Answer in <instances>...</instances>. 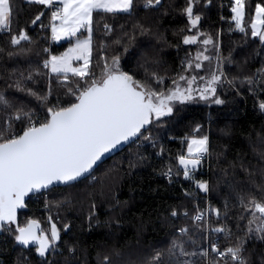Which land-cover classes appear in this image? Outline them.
Listing matches in <instances>:
<instances>
[{"label": "trees", "instance_id": "trees-1", "mask_svg": "<svg viewBox=\"0 0 264 264\" xmlns=\"http://www.w3.org/2000/svg\"><path fill=\"white\" fill-rule=\"evenodd\" d=\"M244 2L243 32L232 19L234 0H196L193 11L201 20L195 28L183 12L187 0H161L151 8H145L143 0H134L130 12H93L90 71L94 78L101 75L105 61L111 64L112 57L119 56L121 70L157 91L174 87L173 80L188 70L195 75L215 72L220 76L215 97L202 100L195 95L192 100L172 101L171 114L152 119L90 175L49 188L48 198L28 196L16 223L23 226L35 219L46 232L55 223L60 239L55 249L41 257L34 245H19L5 228L0 231V264H104L105 255L113 264H144L156 252L163 254L159 264H178L168 252L174 240L183 242L188 252L199 253L207 250L208 235L218 237L223 251L242 243L247 264H264V240L248 233L252 217L240 203L241 197L245 202L252 197L264 202V193L257 187L264 185V110L259 107L264 102V41L251 36L255 5H264V0ZM12 4L10 30L0 31V92L15 108L40 112L44 120L47 108L73 101L68 89L84 81L71 76L72 81L61 83L62 75L43 66L51 54L65 51L72 43V39L50 40L52 6L28 0H12ZM41 12L40 20L31 23ZM20 30L28 39L13 45L11 36ZM197 32V43H184L185 36ZM205 38L212 40L210 60L203 62V68H188ZM152 73L163 77V82L157 84ZM21 75L26 88L47 99L42 102L10 87ZM217 97L224 103L215 104ZM6 115L0 110V128ZM25 122L13 121L11 132H21ZM198 125L195 136L208 137L209 161L204 173L197 174L207 181V192L185 178L178 162L179 156L188 155L186 141ZM169 168L175 175L166 178L163 172ZM198 209H209L201 221L193 219ZM223 224L227 232L214 231ZM181 228L187 232L181 234ZM180 259L206 264L200 255Z\"/></svg>", "mask_w": 264, "mask_h": 264}, {"label": "snow or ice", "instance_id": "snow-or-ice-1", "mask_svg": "<svg viewBox=\"0 0 264 264\" xmlns=\"http://www.w3.org/2000/svg\"><path fill=\"white\" fill-rule=\"evenodd\" d=\"M30 3L44 5L45 7L57 6L51 12V31L53 39L60 40L64 37H74L82 29L86 28L88 36L85 39H77L76 44L69 48L61 56H51L44 61V67L50 68L51 73L63 75L68 80V73L79 77L84 81L83 85H77L74 89L69 88L68 94L74 97L67 106L49 107L46 109L45 119H34L35 113L25 111L23 107L15 108L2 92H0V110L7 115L3 121L4 127L0 128V231L7 228L14 233V240L22 246L34 245L36 253L44 257L49 249L55 247L60 239V232L55 223H51L50 233L41 228L40 222L28 219L21 226L16 223L17 210L25 207V197L29 193L48 190L55 184L70 185L93 170L105 153L115 149L122 142L129 141L141 133L145 125L151 123L152 117L172 113V101H186L193 99L192 88L197 77L190 79L181 75L179 80L185 81L186 88H181L178 81L173 80L174 87L157 91L150 84L136 79L133 75L120 69L119 56L112 57L111 64L105 61L103 71L99 78H94L90 71L91 57V24L94 11L107 13L130 12L134 6V0H28ZM196 0H187V6L183 12L187 15L192 28H195L201 20V16L194 14ZM161 0H143L145 8L159 5ZM235 15L232 17L236 27L243 32L245 17L244 0H234L231 9ZM13 15L12 0H0V31H9ZM43 15L41 12L31 23L35 24ZM59 21V23H56ZM106 28L109 26L105 25ZM203 35V34H201ZM251 36L259 37L264 41V5H255V18L251 21ZM28 39L24 30L18 35L11 36L13 45L20 44L21 40ZM198 36H185V44L197 43ZM204 45L212 43L211 38L202 41ZM75 54V55H74ZM210 60L203 52L197 53L195 59L199 61ZM82 60L79 67H73L72 60ZM193 67L191 61L188 68ZM194 67L199 69L202 64L197 62ZM261 71V70H258ZM31 75L27 79H31ZM157 84L163 82V77L151 74ZM24 77L17 80L14 85L19 92L37 96V93L24 85ZM203 80V77H200ZM220 80L215 72L207 81L206 86L199 89L202 100L215 97L214 85ZM249 83L252 80L249 78ZM42 102L47 97H39ZM215 104H222L220 98L213 100ZM264 110V102L259 104ZM27 121V125L19 133H12L13 121ZM195 131H199V125ZM188 155L178 157L179 164L183 166L185 178L192 179V171L201 163V157L208 152V137L192 136L187 139ZM264 158V157H262ZM191 166V167H190ZM171 171V170H169ZM197 186L207 192V181H196ZM264 193V185H258ZM60 202H58L59 204ZM240 203L251 214L248 221V233L256 234L258 239L264 240V202L257 201L252 197L245 202L243 197ZM48 206L47 204L45 205ZM172 216L177 212L173 211ZM217 215L219 211L217 210ZM203 214L195 216L200 221ZM51 221V216H49ZM15 225V228H12ZM67 229V225L64 226ZM181 234L187 229L181 228ZM223 232L225 229H214ZM211 251L225 261L230 260L234 264H247L242 255L243 244L238 243L234 247H228L224 251L219 250L217 245H211ZM171 256L176 257L178 264H192L191 261L182 260V257L200 255L208 258V250L188 252L183 242L174 240L168 249ZM118 255V254H117ZM161 252H156L144 264H159ZM104 264H113L111 257H103ZM209 264H220V260L212 259Z\"/></svg>", "mask_w": 264, "mask_h": 264}, {"label": "rangeland", "instance_id": "rangeland-1", "mask_svg": "<svg viewBox=\"0 0 264 264\" xmlns=\"http://www.w3.org/2000/svg\"><path fill=\"white\" fill-rule=\"evenodd\" d=\"M235 15V14H234ZM255 18V12H254V15H253V19ZM252 19V20H253ZM53 23V21L51 20V13H50V22H49V27H50V40L52 41V42H55V43H59V42H62V41H64V40H67V39H72V43H71V45L65 50V51H63V52H61V53H59V54H51L50 56H49V58L47 59V60H49L50 58H51V56H53V55H55V56H61L63 53H65L69 48H71V47H73L75 44H76V42H77V39H85V38H87V36H88V31H87V29L86 28H82L78 33H77V35L76 36H74V37H64V38H61L60 40H56V39H53V36H52V31H51V24ZM56 23H59V21H56ZM193 35H197L198 36V39L197 40H199V32H197V33H195V34H193ZM189 36H192V35H189ZM205 39H208V38H205ZM204 40V39H203ZM202 40V41H203ZM201 42V41H200ZM209 45L210 44H208V45H204L203 43H202V47L201 48H199L195 53H194V58H193V60L191 61L192 63H193V65H195V63H197V62H199V63H201L202 64V68H203V62L205 61V60H203V58L201 57V59L199 60V61H197L196 59H195V57H196V55H197V53H200V52H203V54L204 55H207V56H209L210 57V54L208 53V47H209ZM75 55V54H74ZM83 63V61L82 60H76L75 58L72 60V65H73V67H79L81 64ZM49 69V73H51V71H50V68H48ZM200 69V68H199ZM191 72V70H188V73H185V74H182L183 76H185L186 78H191L192 76H196L197 77V80H196V82L195 83H193V85H192V88L193 89H196V91H193V93H192V95H193V97L195 96V95H197V96H199V89H201V88H203V87H205L206 86V83H207V81L211 78V73L209 74V73H203V74H201V75H195V74H192V73H190ZM53 74H56V73H53ZM62 75V74H61ZM217 75V74H216ZM71 76H72V74L71 73H68V80L67 81H65L64 80V77H63V75L59 78V81L61 82V83H68V82H70V81H72L71 80ZM101 76V75H100ZM99 76V77H100ZM98 77V78H99ZM200 77H203L204 79L203 80H201L200 79ZM80 79V78H79ZM178 83H179V85H180V87L183 89V88H186L187 87V84H186V82L185 81H182V80H179L178 79ZM78 85V83H76V85H74L72 88L74 89L76 86ZM214 87L216 88V84L214 85ZM59 106H62V102H58L57 103V105L55 106V107H59ZM171 106H172V104H171ZM35 113V115H34V119H36V118H38V119H40L41 121L43 120V114L42 113H40V112H34ZM152 119H156V117L155 116H153L152 117ZM26 124H27V121L25 122ZM145 126H147V125H145ZM145 126H144V128H145ZM144 128H142L141 129V131L144 129ZM199 138V137H198ZM200 189V188H199ZM44 197V198H48L49 197V192H47L46 191V194H44V195H39V197ZM47 232H49L50 233V229L47 231ZM56 247H54L53 249H55Z\"/></svg>", "mask_w": 264, "mask_h": 264}, {"label": "built area", "instance_id": "built-area-1", "mask_svg": "<svg viewBox=\"0 0 264 264\" xmlns=\"http://www.w3.org/2000/svg\"><path fill=\"white\" fill-rule=\"evenodd\" d=\"M56 9V7H54V6H52V11H54ZM51 11V12H52ZM193 135H196V131H193ZM209 156H210V153H209V150H208V152L207 153H205V154H203V156L201 157V163L192 171V179H189V180H191L193 183H194V186L196 187V188H199L198 186H197V184H196V181H202L201 179H198L197 178V174L198 173H204V171L206 170L205 169V167H206V164H208V161H209ZM180 166V165H179ZM191 167V166H190ZM180 168H182L183 169V167H181L180 166ZM169 170H171V171H169ZM163 174H164V176L166 177V178H171V177H173L174 175H175V172H174V170L173 169H171V168H169V169H166L164 172H163ZM44 194H46V191H41V192H38V193H36V194H34L36 197H39V195H44ZM47 203H45V205H46ZM209 213V209H198L195 213H194V215H193V219L195 218V216L196 215H198V214H203V218L205 217V215L206 214H208ZM215 215H217V209H215ZM217 216H220V213H219V215H217ZM202 218V219H203ZM195 220V219H194ZM196 221V220H195ZM201 221V220H200ZM221 228H223V229H225V231H223V232H227V230H228V227L225 225V224H223L222 225V227ZM212 244H215V245H217V247L219 248V246H218V237L217 236H212V237H210L209 235H208V240H207V250H208V253H209V256H208V258L206 259V264H209V261L210 260H212L213 258H212V255H216V253H214V252H212L211 251V245ZM219 250H221L220 248H219ZM221 251H223V250H221ZM216 257H218L217 255H216ZM217 260H220L219 259V257L217 258ZM220 264H225V261H221L220 260ZM227 264H234V262H232V261H228L227 262Z\"/></svg>", "mask_w": 264, "mask_h": 264}, {"label": "water", "instance_id": "water-1", "mask_svg": "<svg viewBox=\"0 0 264 264\" xmlns=\"http://www.w3.org/2000/svg\"><path fill=\"white\" fill-rule=\"evenodd\" d=\"M135 138H136V137H133V138H131L129 141L122 142L120 145H118V146H117L115 149H113L112 151H110V152H108V153H105L104 156L101 158V160H100L99 162H97V164L94 166L93 170H94V169H95V168H96V167H97L102 161H104L105 159H107L108 157H110L111 155H113L114 153H116L120 148H122L123 146H125L128 142L133 141ZM93 170H91L90 173L86 174L85 177L88 176V175H90V174L93 172ZM82 178H84V177H81L80 179H82ZM80 179H79V180H80ZM75 182H76V181H75ZM72 183H73V182H72ZM59 185H64V184H55V185H53V186H59ZM53 186H50V188L53 187ZM41 191H45V190H41ZM41 191H40V192H41ZM36 193H38V192H36ZM36 193H29L28 196H30V195H34V194H36ZM28 196L25 197L24 203H25L26 199L28 198ZM19 210H20V209L17 210V217H18V211H19Z\"/></svg>", "mask_w": 264, "mask_h": 264}, {"label": "crops", "instance_id": "crops-1", "mask_svg": "<svg viewBox=\"0 0 264 264\" xmlns=\"http://www.w3.org/2000/svg\"><path fill=\"white\" fill-rule=\"evenodd\" d=\"M57 6H59V7H62V5H55L54 7H57ZM179 162V161H178ZM180 165V164H179ZM181 166V165H180ZM181 167H183V166H181Z\"/></svg>", "mask_w": 264, "mask_h": 264}]
</instances>
